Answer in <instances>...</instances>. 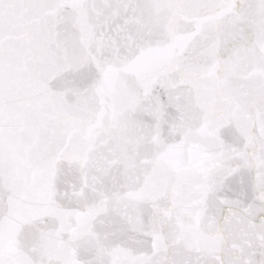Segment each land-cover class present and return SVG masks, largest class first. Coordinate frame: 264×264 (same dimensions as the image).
Returning a JSON list of instances; mask_svg holds the SVG:
<instances>
[{
    "label": "snow or ice",
    "instance_id": "snow-or-ice-1",
    "mask_svg": "<svg viewBox=\"0 0 264 264\" xmlns=\"http://www.w3.org/2000/svg\"><path fill=\"white\" fill-rule=\"evenodd\" d=\"M57 75L76 106L46 92ZM132 119L155 150L118 179L129 149L93 151ZM50 121L46 158L26 162L13 123L38 137ZM0 264H264V0H0Z\"/></svg>",
    "mask_w": 264,
    "mask_h": 264
},
{
    "label": "water",
    "instance_id": "water-1",
    "mask_svg": "<svg viewBox=\"0 0 264 264\" xmlns=\"http://www.w3.org/2000/svg\"><path fill=\"white\" fill-rule=\"evenodd\" d=\"M153 15L151 9H145L141 13V19H149ZM76 22L71 17H65L57 25V32L59 33L58 40L64 41L70 39L71 35L76 31ZM201 66L207 68L211 63V58L202 57ZM231 84L234 87H239L241 81L237 78H232ZM45 90L49 96L53 98H59L63 105L67 108L76 106L81 98L82 89L77 83L71 79L65 78L62 75L51 77L45 81ZM179 101L177 102V108L180 110L191 111L194 109L195 98L191 85H183L178 92ZM45 111H52V106L45 105ZM35 117H28L27 119H34ZM57 124L55 121H50L47 127L41 128L39 136L37 137L31 128L30 124L23 126H17L15 123L12 125L11 140L16 146L17 150L23 156L26 162L33 164L42 162L47 155L46 146L49 138L53 135ZM142 127L139 119H132L127 124L126 128L118 136H109L103 134L97 138L96 146L93 151L95 159L103 163L106 159H112L113 153L120 151L122 147L129 149L128 160H117L116 163L111 165L110 172L116 178H121L127 175L126 164H131L136 161L151 158L155 150V142L139 138L138 130ZM237 131L234 123H225L219 130V135L222 139L227 138L229 135ZM15 160H9L8 165L10 167L15 166ZM65 171L71 174V165L65 163L63 165ZM256 210L253 209V212ZM247 228L246 222L243 218H238L231 228L230 236L239 237L242 231ZM249 233L251 230H248Z\"/></svg>",
    "mask_w": 264,
    "mask_h": 264
}]
</instances>
